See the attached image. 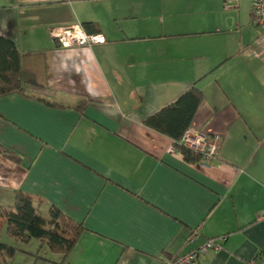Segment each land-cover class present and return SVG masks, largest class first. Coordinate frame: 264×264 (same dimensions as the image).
Masks as SVG:
<instances>
[{
	"label": "crops",
	"instance_id": "1",
	"mask_svg": "<svg viewBox=\"0 0 264 264\" xmlns=\"http://www.w3.org/2000/svg\"><path fill=\"white\" fill-rule=\"evenodd\" d=\"M83 22L106 42L49 35ZM0 35L49 88L0 95V144L20 156L0 155V187L85 227L63 264H169L220 236L193 264H264V43L250 0H0ZM191 86L203 99L187 130L218 140L195 163L144 123Z\"/></svg>",
	"mask_w": 264,
	"mask_h": 264
},
{
	"label": "trees",
	"instance_id": "2",
	"mask_svg": "<svg viewBox=\"0 0 264 264\" xmlns=\"http://www.w3.org/2000/svg\"><path fill=\"white\" fill-rule=\"evenodd\" d=\"M82 25L84 28L92 26L93 32L97 31L92 22H83ZM26 56V53L19 51L13 40L0 35V95L11 92L30 97L47 94L49 88L45 71L36 66H26ZM202 99V91L191 86L174 102L144 120L145 125L172 138L175 148L189 163L199 162L203 155L181 145L179 140L188 129ZM86 102L82 100L76 107L81 110ZM0 155L12 162H20V156L2 144ZM43 205L37 196L0 187V233L4 230L9 237L20 242L37 239L41 245H47L52 253L60 254L61 259L56 264H63L85 227L67 217L59 208L53 205L45 208ZM17 251L16 246L0 240V264H9ZM39 259L49 260L35 255L34 260Z\"/></svg>",
	"mask_w": 264,
	"mask_h": 264
},
{
	"label": "built area",
	"instance_id": "3",
	"mask_svg": "<svg viewBox=\"0 0 264 264\" xmlns=\"http://www.w3.org/2000/svg\"><path fill=\"white\" fill-rule=\"evenodd\" d=\"M251 12L255 24L260 29V36L257 42L264 43V0H250ZM49 35L54 38L61 46H91L94 44H103L106 42V37L102 33H88L84 27L77 23L67 26H54L48 29ZM179 143L186 148L200 152L203 158H210L217 152L218 140L214 138L208 142L206 137L200 133L185 131L179 140ZM259 219H264V212L259 214ZM225 236L217 238H208L196 248L189 252L178 256L169 264H193L200 255L208 250L218 251L222 248ZM251 264H262L254 259Z\"/></svg>",
	"mask_w": 264,
	"mask_h": 264
},
{
	"label": "rangeland",
	"instance_id": "4",
	"mask_svg": "<svg viewBox=\"0 0 264 264\" xmlns=\"http://www.w3.org/2000/svg\"><path fill=\"white\" fill-rule=\"evenodd\" d=\"M0 240L12 244L18 248V251L16 252L14 258L11 260L10 264H25V260L28 256L30 257V254H32L31 256L33 258L35 257V255L43 256L45 258L53 255V253H51L48 249V246L41 245V243H39L37 239H31L28 242L15 241L13 238L9 237L3 230L0 233Z\"/></svg>",
	"mask_w": 264,
	"mask_h": 264
}]
</instances>
